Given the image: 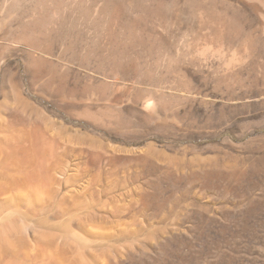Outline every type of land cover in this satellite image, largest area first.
I'll list each match as a JSON object with an SVG mask.
<instances>
[{
  "label": "rangeland",
  "instance_id": "obj_1",
  "mask_svg": "<svg viewBox=\"0 0 264 264\" xmlns=\"http://www.w3.org/2000/svg\"><path fill=\"white\" fill-rule=\"evenodd\" d=\"M129 1L94 0L101 17L82 21L68 0L45 36L0 45V136L35 129L53 176L43 209L0 207L35 228H16L24 254L0 264H49L50 248L89 264H264V20L229 0Z\"/></svg>",
  "mask_w": 264,
  "mask_h": 264
},
{
  "label": "bare ground",
  "instance_id": "obj_2",
  "mask_svg": "<svg viewBox=\"0 0 264 264\" xmlns=\"http://www.w3.org/2000/svg\"><path fill=\"white\" fill-rule=\"evenodd\" d=\"M71 1V0H70ZM75 1V0H74ZM100 1V0H99ZM129 1V0H127ZM133 1V0H131ZM140 1V0H139ZM143 1V0H142ZM153 1V0H152ZM215 1V0H214ZM223 1V0H220ZM227 1V0H226ZM230 2H234L236 7L239 11H245L247 8H252L253 11L261 17V19L264 20V0H229ZM66 2L68 0H0V45L1 43L5 42L7 45V50L11 49L13 46H28L30 43L29 37L32 36L34 38L40 37L41 30L46 29L47 25L50 24L51 21V15L57 13V11L65 10ZM73 2V1H72ZM77 2V9L75 10L76 14L82 18V21L84 19H95L98 18L101 7L100 4H97L94 2V0H76ZM130 2V1H129ZM148 2V1H145ZM144 2V3H145ZM151 3V1H149ZM149 2L147 5H149ZM161 2V1H160ZM164 2V1H162ZM113 3V2H112ZM115 3V2H114ZM132 3V2H131ZM137 3V2H136ZM142 3V2H141ZM228 3V2H227ZM223 4V2H222ZM226 4V3H224ZM74 5V4H73ZM132 5V4H131ZM142 8L141 4H139ZM138 5V6H139ZM152 5V3H151ZM215 6V5H214ZM148 6H145L146 8ZM225 7V6H224ZM227 7V6H226ZM233 7V6H232ZM130 8V7H129ZM151 8V7H150ZM179 8V7H178ZM223 7H221L222 9ZM235 8V9H236ZM103 9V8H102ZM143 9V8H142ZM215 9V8H214ZM230 10V8H228ZM227 9V10H228ZM236 9V10H237ZM151 10V9H147ZM200 9H198L199 11ZM226 10V9H224ZM226 10V11H227ZM228 10V11H229ZM233 10V9H232ZM133 11V10H132ZM144 11V10H142ZM180 11V10H179ZM178 11V12H179ZM218 11V10H217ZM222 11V10H221ZM250 11V10H246ZM63 12V11H62ZM167 12V11H166ZM234 12V11H233ZM67 13V15L65 14ZM174 13V12H173ZM181 13V12H180ZM225 13V12H224ZM227 13V12H226ZM238 13V11L236 12ZM240 13V12H239ZM238 13V15H239ZM176 14V13H175ZM200 14V13H199ZM202 14V13H201ZM235 14V13H234ZM242 14V13H240ZM72 15L68 10H65L62 14V19L66 18ZM159 15V14H158ZM204 18L206 17V14H203ZM202 15V16H203ZM227 15V14H226ZM231 15V14H230ZM73 16V15H72ZM75 16V15H74ZM78 16L76 18H78ZM177 17V15H175ZM234 16V15H233ZM232 16V17H233ZM237 16V15H236ZM244 16V15H243ZM242 16V17H243ZM248 16V15H247ZM250 16V15H249ZM57 17V16H56ZM101 17V16H100ZM201 17V15H200ZM240 17V16H239ZM251 17V16H250ZM253 17V16H252ZM179 18V16H178ZM241 18V17H240ZM247 18V17H246ZM48 19V20H47ZM101 19V18H100ZM209 19V18H208ZM253 19V18H252ZM72 20V19H71ZM90 20V19H89ZM178 20V19H177ZM181 20V19H180ZM205 20V19H204ZM235 20V19H234ZM250 20V19H249ZM49 21V22H48ZM55 21V20H54ZM81 21V22H82ZM179 21V20H178ZM242 21V19H241ZM240 21V22H241ZM243 21H245L243 19ZM243 21L241 23H243ZM262 21V20H261ZM88 22V21H87ZM140 22V21H139ZM154 22V21H153ZM208 22V21H206ZM233 22V21H232ZM258 22V21H257ZM56 23V22H55ZM98 23V22H96ZM181 23V21H180ZM205 24V22L203 21ZM210 23V20H209ZM208 23V24H209ZM212 23L216 22H211ZM239 23V22H238ZM246 23V22H245ZM264 23V22H263ZM262 23V24H263ZM57 24V23H56ZM59 24V23H58ZM226 24V23H225ZM248 24V23H247ZM246 24V25H247ZM250 24V23H249ZM254 24V23H253ZM256 25V24H255ZM215 26V25H213ZM55 27V26H54ZM245 27V26H244ZM252 27V25H251ZM254 27V26H253ZM178 28V27H177ZM213 28V27H212ZM214 27L213 29H215ZM246 28V27H245ZM47 30V29H46ZM52 31V30H51ZM46 32V31H45ZM232 32V31H231ZM14 33H18L21 35L20 38L22 40H11L10 36L14 35ZM50 34V33H49ZM48 34V35H49ZM217 34V33H214ZM45 36V35H44ZM47 36V35H46ZM211 36V35H210ZM237 36V35H236ZM15 37V36H14ZM31 37V38H32ZM43 37V36H42ZM41 37V38H42ZM218 37V35H216ZM13 38V37H12ZM17 38V39H18ZM214 38V37H213ZM220 38V37H218ZM223 38V37H222ZM221 38V39H222ZM49 39V38H48ZM34 40V39H33ZM29 43L27 44V42ZM32 42V41H31ZM52 42V41H51ZM205 42V41H204ZM203 42V43H204ZM211 42V41H209ZM193 43V42H192ZM33 44V42H32ZM188 44V42H187ZM3 45V44H2ZM184 45V44H183ZM186 45V44H185ZM189 45V44H188ZM192 45V44H191ZM195 45V44H194ZM193 45V46H194ZM199 45V44H198ZM12 46V47H11ZM180 46V45H179ZM187 46V45H186ZM201 46H203L201 44ZM33 47V46H32ZM35 47V46H34ZM178 47V46H177ZM182 47V46H181ZM18 48V47H17ZM16 48V49H17ZM29 48V47H28ZM180 48V47H179ZM184 48V47H182ZM187 48V47H186ZM191 47H189L190 49ZM200 49V46H198ZM15 49V48H14ZM181 49V48H180ZM188 49V48H187ZM185 49V50H187ZM188 49V50H189ZM4 50V49H3ZM2 50V51H3ZM12 50V49H11ZM20 50V48H19ZM23 50V49H22ZM25 50V48H24ZM27 50V49H26ZM25 50V51H26ZM29 50V49H28ZM31 50V49H30ZM29 50V51H30ZM153 50V49H152ZM179 50V49H178ZM184 50V49H182ZM198 50V49H197ZM202 53H219L222 51V48L217 46L214 47L211 44H206L205 46L201 47L200 49ZM33 51V50H31ZM177 51V50H176ZM20 52V51H19ZM24 52V51H23ZM28 52V51H27ZM34 52V51H33ZM32 52V53H33ZM179 52V51H178ZM227 52V51H226ZM229 52V51H228ZM31 53V54H32ZM201 53V55H202ZM224 53V52H223ZM34 54V53H33ZM198 54V52H197ZM196 54V55H197ZM0 54V60H1ZM193 55V54H191ZM200 55V54H199ZM198 55V56H199ZM209 55V54H208ZM216 55V54H215ZM4 56V55H3ZM30 56V54H29ZM35 56V55H34ZM206 56V55H205ZM3 59V57H2ZM31 59V58H30ZM238 59V58H237ZM233 60V59H232ZM231 60V62H232ZM230 61V60H229ZM227 60L226 62L229 63ZM3 62V61H2ZM225 62V61H224ZM234 63V62H233ZM227 64V63H225ZM224 64V66H225ZM230 64V63H229ZM29 65V64H28ZM232 65V63H231ZM30 66V65H29ZM230 66V65H229ZM227 66V68L229 67ZM1 67V62H0ZM226 67V66H225ZM27 70L30 68L26 67ZM149 99V98H148ZM151 99V98H150ZM152 100V99H151ZM153 101V100H152ZM147 102V101H146ZM151 106V103H147V105ZM109 111V110H108ZM85 113V112H84ZM88 113V112H87ZM109 115V114H108ZM90 117V116H89ZM92 118V117H91ZM95 119V118H93ZM13 120V119H12ZM100 120V119H99ZM4 133V132H3ZM48 143L43 139H41V135L38 134V132L35 129L27 128L25 124H23L20 121H15L11 126L8 127L6 133L3 137L0 136V194H9L6 199L1 201V208L8 210H13V207H18V205L22 203L23 205L29 207H32L34 209H38L39 207H42V209L46 206L44 204V199L47 198L45 195H47L50 192V187L48 181L51 179V170L49 167V155H48ZM53 177V176H52ZM45 197V198H44ZM46 201V200H45ZM25 203V204H24ZM43 204L45 206H43ZM24 207V206H23ZM12 208V209H11ZM31 208V209H32ZM2 210V211H3ZM16 210V209H15ZM14 210V211H15ZM18 210V209H17ZM20 210V209H19ZM24 210V209H22ZM9 213L7 214H10ZM74 211V210H73ZM3 211V213H5ZM16 212V211H15ZM13 212V213H15ZM19 212V211H18ZM17 212V213H18ZM2 213V214H3ZM23 214V213H22ZM25 214V213H24ZM1 215V213H0ZM5 216V214H4ZM18 216V215H17ZM23 216V215H22ZM36 216V215H35ZM40 216V215H39ZM49 216V215H48ZM63 216V215H62ZM47 217V216H46ZM3 218V217H2ZM0 219V258H2L3 255H10L11 257H17L20 253L24 254L22 249H26L24 241H21L20 239L14 238L13 232L18 228V220H15L14 216L13 218L11 216H6V218ZM22 218V217H21ZM26 218V216H25ZM19 219V218H18ZM33 219V218H32ZM39 219V218H38ZM43 219V218H42ZM23 220V219H22ZM21 220V222H22ZM27 220V218L25 219ZM24 220V222H25ZM45 220V219H44ZM57 220V219H56ZM60 220V219H59ZM20 221V219H19ZM70 221V220H69ZM27 222V221H26ZM33 222V221H32ZM20 223V222H19ZM36 223V222H35ZM39 224V223H37ZM23 227L26 228H34V225L31 223H23ZM49 226V225H48ZM23 227H19L20 230H23ZM36 227V226H35ZM54 227V225H53ZM28 228V229H29ZM46 228V227H44ZM50 228V227H49ZM25 229V228H24ZM35 230V228L33 229ZM43 230V229H41ZM18 231V233H19ZM25 231V230H24ZM46 229L44 230V232ZM17 233V231H15ZM14 232V233H15ZM42 231L41 234H47ZM50 232V231H49ZM15 233V234H16ZM51 233V232H50ZM20 234V233H19ZM52 234V233H51ZM93 234V233H92ZM44 235H41V239ZM49 238L51 235L49 234ZM63 237V236H62ZM55 239V236L50 238ZM61 238V237H60ZM50 239H46L47 245L50 243ZM62 239V238H61ZM39 240V239H38ZM30 241V240H29ZM40 241V240H39ZM23 244H22V243ZM27 243V242H26ZM38 243V241H37ZM65 243V242H64ZM28 244V243H27ZM45 244V246H46ZM54 244V243H53ZM51 244V245H53ZM68 244V243H67ZM35 245V244H34ZM34 245H31L32 247ZM58 245V244H57ZM76 245V244H75ZM23 246V247H22ZM22 247V249H21ZM55 248L56 245H53ZM66 247V246H65ZM30 248V247H29ZM28 248V249H29ZM35 248V246H34ZM39 248V247H38ZM47 248V246H46ZM57 248H59L57 246ZM22 252H19L20 250ZM37 249V248H36ZM35 249V250H36ZM41 247L39 248V250ZM51 254L48 257L49 264H80L81 262L76 261L75 259H69V254H65V250H51ZM78 249V248H77ZM83 249V248H82ZM81 249V250H82ZM33 250V248H32ZM32 250L30 253H32ZM38 250V249H37ZM41 251V250H40ZM39 251V252H40ZM54 251V252H53ZM75 251V250H74ZM80 251V249L78 250ZM83 251V250H82ZM81 251V252H82ZM47 252V251H45ZM19 253V254H18ZM29 253V254H30ZM67 253V252H66ZM77 253V252H76ZM80 255L81 253L78 252ZM83 256H86L85 252L83 251ZM92 253V252H91ZM44 254V252L42 253ZM34 254H32L33 256ZM41 256V254H38ZM77 255V254H76ZM9 256V257H10ZM24 256V255H23ZM21 255V257L23 258ZM30 256V255H29ZM28 256V257H29ZM45 256V255H43ZM68 256V257H67ZM31 257V256H30ZM29 257V259H30ZM42 257V256H41ZM39 258V257H38ZM44 258V257H43ZM83 258V257H82ZM85 258V257H84ZM12 259H15L12 257ZM24 259V258H23ZM34 259V258H33ZM9 260V259H8ZM20 260V259H19ZM44 260V259H43ZM31 261V260H30ZM83 261V260H82ZM22 262V261H20ZM85 262V261H84ZM81 264H89V263H81Z\"/></svg>",
  "mask_w": 264,
  "mask_h": 264
}]
</instances>
